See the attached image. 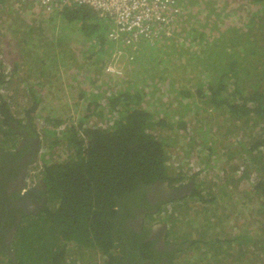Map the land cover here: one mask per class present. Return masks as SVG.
Returning <instances> with one entry per match:
<instances>
[{"label":"trees","instance_id":"obj_1","mask_svg":"<svg viewBox=\"0 0 264 264\" xmlns=\"http://www.w3.org/2000/svg\"><path fill=\"white\" fill-rule=\"evenodd\" d=\"M181 4L185 16L177 32L159 47L143 44L129 64L130 77L126 82L118 79L121 90L112 92L98 82L115 48L106 41L109 21L89 7L68 5L51 18L40 16L29 23L28 3L0 0V24H9L15 40L33 37L28 46L51 37L50 43L64 48L69 40L65 30L76 25L81 39L65 43V48L86 57L89 67L78 85L69 74L73 64L66 70L50 68L44 53L35 63L31 59L38 53L29 48V56L21 53L22 61L14 63L12 52L18 45L7 44L8 50L0 45V151L13 153L26 131L35 135L39 152L33 168L48 198L35 217L37 224L25 227L20 236L18 264L24 256L35 264H64L70 243L83 252L94 250L102 264H120L123 253L115 243L124 230L120 220L136 208L144 188L158 183L181 194L160 205L162 213L170 203V218L190 213L192 201L194 206L215 203L219 192L231 200L234 189L254 173L260 178L255 194L264 195V0ZM17 20L21 26L14 25ZM181 38L194 48L180 42L182 52H169V43L178 45ZM163 50L165 58L156 65L166 64L167 75L170 71L175 78L182 75L181 83L196 80L195 84L175 86L176 82H166L171 78L151 75L154 56ZM30 66L33 71L27 69ZM60 75L67 81L59 85ZM45 97L64 102L48 103ZM190 112L202 114L187 119ZM179 138L187 142L181 144ZM222 165L223 188L197 177ZM232 222L248 223L241 213ZM186 248H179L178 254ZM260 248L264 252V246ZM32 251L35 257L29 255Z\"/></svg>","mask_w":264,"mask_h":264},{"label":"rangeland","instance_id":"obj_2","mask_svg":"<svg viewBox=\"0 0 264 264\" xmlns=\"http://www.w3.org/2000/svg\"><path fill=\"white\" fill-rule=\"evenodd\" d=\"M13 6L17 5L16 1L13 2ZM30 5V7H28ZM28 5H25L28 9L25 10L26 16L28 18L27 21L29 23H36L39 21L38 19L40 16H43L44 18H51L53 13L46 12L42 8H37L34 3L28 2ZM241 5V4H240ZM235 6V5H234ZM51 15V16H50ZM241 15V14H240ZM239 16V15H238ZM237 16V17H238ZM32 19H36V21L31 22ZM16 27L21 26V21L17 20L13 22ZM102 21V25H103ZM9 24L3 23L0 24V41L4 45V49L8 50L7 44L11 45H18L17 48L14 49L12 52L13 54V62L16 63L17 61H22L21 53L24 55L29 56V50L34 51L38 53L37 56H34L31 60L35 63H38V59L41 58L42 54L44 53L45 60L47 65L50 68H59L60 70H66L69 64H73L70 66L72 71L69 72L71 78L74 80L76 84H80V80L83 78V72L84 70H88V64H87V58L82 56L79 57L78 51L73 49V53L67 52V49L65 48V43L67 42H75L81 39V36L79 35L77 31L76 25H70L68 29L65 30V33L69 34V40L65 42L62 46L64 48L57 46V44L50 43L52 41L51 37L48 38H42L38 41V44H35V46H28V42L31 40H34L33 37L31 39H25L23 41L22 39L15 40V36L12 34V31L9 30ZM26 31H29L27 29ZM3 34L5 35L4 37ZM107 35V33H106ZM35 41V40H34ZM184 40L181 38L177 43L171 41L169 44H171V48H169V52L174 54L175 50L177 51H183L181 50L182 45H186V48L188 46H191L189 43L183 42ZM182 45H180L179 43ZM55 45L56 48H53V52H50V54L47 53V50L50 46ZM108 45L114 46L113 43H109ZM194 48L193 46H191ZM38 48V49H37ZM113 49V48H112ZM114 50V49H113ZM112 52V51H111ZM166 50L158 52L154 56V64L152 66V74L157 79L158 78H171L168 79L166 82H176V85L181 84H195L194 82L196 80H193L192 82H189L188 80H183L181 83V77L182 75H178L177 78L172 76L173 72H170V75H167V72H165L164 65L161 64L160 66H157L156 64H159L161 58H165ZM168 52V51H167ZM168 52V53H169ZM105 53V52H104ZM103 55L100 56V61L102 63L103 61ZM175 55V54H174ZM105 59H107V55L105 53L104 56ZM150 58H144V61L149 60ZM58 62L60 63L59 66H57ZM93 62V59L89 60V63L91 64ZM12 63V61H11ZM106 63V61H105ZM129 62L126 61V58H122L120 60V66L124 70V81L126 82L128 80V77H130V70H129ZM106 66V65H105ZM32 66L28 67L29 70ZM105 68V67H104ZM59 70V71H60ZM98 70H100L98 68ZM126 72V73H125ZM103 73V74H102ZM102 79L98 80V82H103L108 88V85L110 84V77L104 73V69L101 71ZM129 74V76H128ZM62 78V81H59V85L67 81L66 75H60ZM57 80L59 79L56 77ZM85 78V76H84ZM167 79V78H166ZM89 81V80H88ZM93 81V80H92ZM115 81H118L116 79ZM90 82V81H89ZM82 82L81 84H84ZM164 83V82H163ZM204 83L202 79H200V84ZM169 84V83H168ZM57 85V84H55ZM52 84L54 88L58 87ZM166 85V83H164ZM169 87V86H168ZM202 90H205V86H200ZM84 88V87H82ZM49 89V88H48ZM59 89V87H58ZM114 91L119 90V86H115ZM46 102L48 103H54V104H63L64 100L59 97H45ZM190 117H193L192 114H189L187 116V119ZM221 129H223L221 127ZM191 131V128H190ZM192 132V131H191ZM195 136V135H190ZM181 144L186 143L187 141H181L179 138ZM175 152V160L178 159V152L177 150ZM208 196H205V199L208 200ZM254 207L253 210H249L248 212H259L264 215V202H261L260 200L253 201ZM242 202H234L233 199L229 200L227 197H225L221 192H219V197L215 200V203H204V204H197L196 206L190 205L193 209L190 213H187L181 218L176 219H169L167 217H164V222L162 224L165 226V229L167 230L168 239L171 241H176L177 243H190V247L186 248L183 252L179 253L175 259L174 264H264V252L260 253L261 246H264V221L260 220L259 225L256 227V230L254 232V235L248 234V235H241L239 236L238 233L241 231L240 228H237L238 224H235L232 222L233 217L241 213L242 215L245 213V209L247 207H242ZM234 208V209H233ZM232 210V211H231ZM201 214V215H199ZM256 214V213H255ZM245 215V214H244ZM260 215H255L256 219L259 218ZM156 220V219H154ZM248 222V220H246ZM249 223V222H248ZM247 223V224H248ZM248 230L247 227H244V232L246 233ZM260 234L259 236H257ZM196 237V240H193L191 237ZM32 237V236H31ZM258 239L259 245L255 246V240ZM199 240L201 241L199 243ZM26 243V242H25ZM192 243L195 245L193 246ZM255 246V247H254ZM23 250V248H22ZM26 249L23 250V253ZM31 257H35L33 251L29 253ZM65 261L64 264H102V261L98 255H95V251L91 250L90 252L81 251L80 247L76 245L75 243H70L67 248L65 249L64 253ZM37 263V262H36ZM0 264H11L10 260L3 256L0 257ZM21 264H35L34 261L30 260V257L27 256L23 257V261Z\"/></svg>","mask_w":264,"mask_h":264},{"label":"flooded vegetation","instance_id":"obj_3","mask_svg":"<svg viewBox=\"0 0 264 264\" xmlns=\"http://www.w3.org/2000/svg\"><path fill=\"white\" fill-rule=\"evenodd\" d=\"M38 143L37 137L26 131L19 137L13 153L0 151V257L5 256L14 264H18V251L22 255L20 236L25 227L37 224L35 217L44 209L48 199L40 179L36 177L32 182L29 180L39 152ZM143 191L136 208L120 220L121 223L124 221V230L120 238L115 240L123 253L120 264H174L177 250L185 249L188 243L168 239L167 230L162 224L165 219L160 213V205L181 194L162 183L146 187ZM242 216L249 223L256 220L251 213ZM260 220L264 221V215ZM251 232V228L246 233L241 229L238 235ZM258 245L256 239L255 246Z\"/></svg>","mask_w":264,"mask_h":264},{"label":"built area","instance_id":"obj_4","mask_svg":"<svg viewBox=\"0 0 264 264\" xmlns=\"http://www.w3.org/2000/svg\"><path fill=\"white\" fill-rule=\"evenodd\" d=\"M32 2L37 8L53 13L68 6H85L95 10L100 17L111 24L106 41L116 46L106 62L104 73L110 77L108 88L121 85L116 79L124 78V70L120 60L132 63L142 52V45L159 47L167 38L177 32L179 21L185 16L181 0H23ZM126 73V72H125ZM124 80V79H123ZM42 152V151H41ZM43 153V152H42ZM177 160V159H176ZM175 160V161H176ZM198 171L200 169H197ZM226 170L222 165L213 170H204L198 176L216 185H223ZM38 175L37 169L31 170L30 181ZM251 187L250 183H241L238 190ZM171 208L168 212H171Z\"/></svg>","mask_w":264,"mask_h":264},{"label":"clouds","instance_id":"obj_5","mask_svg":"<svg viewBox=\"0 0 264 264\" xmlns=\"http://www.w3.org/2000/svg\"><path fill=\"white\" fill-rule=\"evenodd\" d=\"M85 71V70H84ZM198 177V176H197ZM199 178V177H198ZM201 179V178H199ZM260 181V178L257 176V174H252V177L250 180H247V181H243L241 183H250L251 184V187L248 188V189H245L243 191H239L238 188H239V184L237 186L236 189H234V192L231 196V198L233 199L234 202H242L243 206L242 207H247L245 209V213H251V214H254V215H260L258 219L254 220V221H251L249 224H246V225H243V226H237V227H240L242 230H244V227H247V228H251L252 229V232L251 234L254 235V232L256 230V227L259 225L260 223V217L262 216V214H260L258 211L257 212H248L249 210H253V207H254V203L253 201L255 200H260L261 202L262 201V198L264 197V195H259V194H255V186L257 185V183ZM194 202L195 201H192V203L190 205L194 206ZM170 204V203H169ZM169 204L166 205L165 207V211H163L161 214L163 215V217H167L169 218L170 220L171 219H176L178 220V218H170L168 216V214H170L171 212H168V209L169 208H172L169 206ZM165 206V205H164ZM163 206V207H164ZM162 207V208H163ZM244 213V214H245ZM256 213V214H255Z\"/></svg>","mask_w":264,"mask_h":264},{"label":"crops","instance_id":"obj_6","mask_svg":"<svg viewBox=\"0 0 264 264\" xmlns=\"http://www.w3.org/2000/svg\"><path fill=\"white\" fill-rule=\"evenodd\" d=\"M25 3H26V2H25ZM27 3H28V2H27ZM115 49H116V46H115ZM112 51H113V50H112ZM188 114H189V113H188ZM188 114H187V115H188ZM190 114L193 115V117H192V119H193L194 117H197L198 115H200V114H202V113L194 114L193 112H190ZM224 127H225V126H224ZM222 148H223V145L219 147V149H220V151H221V155L217 156L218 166L222 163ZM215 158H216V157H215ZM209 170H213V168H210ZM207 182L210 183V184H213V185L217 186L218 188H223V186H224V184H223V185H216V184H214V183H212V182H210V181H207ZM206 195H208V193H206Z\"/></svg>","mask_w":264,"mask_h":264},{"label":"bare ground","instance_id":"obj_7","mask_svg":"<svg viewBox=\"0 0 264 264\" xmlns=\"http://www.w3.org/2000/svg\"><path fill=\"white\" fill-rule=\"evenodd\" d=\"M186 169V168H185ZM190 169V168H189ZM188 172V171H187ZM191 178V177H190ZM188 181V180H187ZM192 182V181H191Z\"/></svg>","mask_w":264,"mask_h":264},{"label":"water","instance_id":"obj_8","mask_svg":"<svg viewBox=\"0 0 264 264\" xmlns=\"http://www.w3.org/2000/svg\"><path fill=\"white\" fill-rule=\"evenodd\" d=\"M165 185V184H164ZM167 185V184H166Z\"/></svg>","mask_w":264,"mask_h":264}]
</instances>
